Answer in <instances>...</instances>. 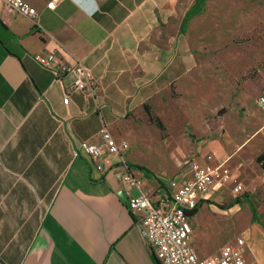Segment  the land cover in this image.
Wrapping results in <instances>:
<instances>
[{"label": "crops", "instance_id": "crops-1", "mask_svg": "<svg viewBox=\"0 0 264 264\" xmlns=\"http://www.w3.org/2000/svg\"><path fill=\"white\" fill-rule=\"evenodd\" d=\"M26 1L38 12L34 20L7 13L0 0V264H159L128 209L117 168L99 171L76 152L82 142L99 143L104 128L119 137L129 115L163 105L195 71L194 48L181 27L196 0ZM47 52L67 66L82 63L93 92H71L73 76L59 82L41 68L33 57ZM230 125L236 131L208 140L199 162L208 155L214 164L227 162L242 184L254 217L244 233L246 259L264 264V171L256 163L264 147L226 152L221 140L230 146L241 129ZM130 167L154 202L172 182L162 179V186ZM231 189L216 185L199 213L218 206Z\"/></svg>", "mask_w": 264, "mask_h": 264}, {"label": "rangeland", "instance_id": "rangeland-1", "mask_svg": "<svg viewBox=\"0 0 264 264\" xmlns=\"http://www.w3.org/2000/svg\"><path fill=\"white\" fill-rule=\"evenodd\" d=\"M186 32L197 58L195 71L163 105L129 115L115 137L128 142L130 165L165 181L188 176L208 140L236 131L229 123L241 131L230 146L221 140L226 152L242 148L247 153L258 145L259 153L264 147V138L256 135L263 115L255 105L264 93V0H207ZM241 192L217 201L218 206L208 204L192 221L201 256L234 245L252 227L254 217ZM238 201L240 208H219Z\"/></svg>", "mask_w": 264, "mask_h": 264}, {"label": "built area", "instance_id": "built-area-1", "mask_svg": "<svg viewBox=\"0 0 264 264\" xmlns=\"http://www.w3.org/2000/svg\"><path fill=\"white\" fill-rule=\"evenodd\" d=\"M7 13L16 14L34 20L37 10L26 0H2ZM55 8V1L47 5ZM34 61L46 71L51 72L57 81L67 76H73L71 92H93L94 83L89 70L82 64L67 66L64 59L55 52L36 54ZM69 93L65 103H68ZM256 107L264 115V93L255 101ZM264 137V125L260 129ZM100 142H82L76 156L84 153L97 165L99 171L106 166L117 168L121 181L125 186V196L129 211L137 218L143 238L150 245L159 264H259L246 259L247 241L239 237L234 245L220 250L212 257H200L192 245L193 229L190 213L198 210L205 194L216 185L231 186L234 193L243 191V186L231 176L227 162L213 163V157H205L204 163L193 161L190 177L181 182L172 181L158 201L143 191V181L137 178L126 159L130 149L128 142H118L106 128L100 132ZM103 161V163L101 162ZM140 189L138 196L130 194V189Z\"/></svg>", "mask_w": 264, "mask_h": 264}, {"label": "trees", "instance_id": "trees-1", "mask_svg": "<svg viewBox=\"0 0 264 264\" xmlns=\"http://www.w3.org/2000/svg\"><path fill=\"white\" fill-rule=\"evenodd\" d=\"M207 0H196V4L195 6L193 7V9L187 13L184 21H183V24H182V27H181V32L182 33H185L186 32V29H187V23L192 19L194 18L195 16L199 15L202 13L203 11V6L204 4L206 3ZM158 126L159 127H162V123L159 121L158 122ZM256 163L260 166V168L264 171V152L262 154H260L257 158H256ZM141 170H145L144 168H140ZM149 175H152L150 174V172H147ZM153 176V175H152ZM157 180L162 184V186H165V183L164 181L161 179V178H158L156 177ZM222 210H227L229 208L227 207H220ZM199 210H196V211H193L192 213H190V216L191 217H195L197 214H198Z\"/></svg>", "mask_w": 264, "mask_h": 264}]
</instances>
